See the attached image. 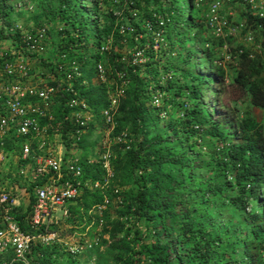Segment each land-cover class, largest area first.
I'll return each instance as SVG.
<instances>
[{
    "label": "trees",
    "instance_id": "obj_1",
    "mask_svg": "<svg viewBox=\"0 0 264 264\" xmlns=\"http://www.w3.org/2000/svg\"><path fill=\"white\" fill-rule=\"evenodd\" d=\"M193 1L185 0L183 17L177 0H136L133 6L147 19L155 13L164 21L163 43L172 48L188 44L189 35L184 31L192 25L191 14L197 16L202 10L195 11ZM56 9L62 29L56 32L58 39L53 54L63 53L65 63L72 60L68 56L87 45L96 47V54L100 55L97 52L99 45L108 39L112 44L116 43L121 36L114 26L124 23L125 18L135 28L130 34L131 42H135L133 52L141 50L148 58L143 76H156V69L152 66L154 53L149 48L152 35L138 24L131 23L128 12H124L116 23L111 13H105L101 17L103 25L97 29L81 14L78 15L74 0H57ZM5 12L4 0H0V22H3ZM197 18L199 22L191 34L194 38L206 36L202 17ZM253 22L255 27H264V19ZM150 25L155 30L154 23ZM138 34L148 37L147 46L144 42H137ZM205 36L203 42L210 47L201 52L203 64L209 67L217 60V47H221L224 41ZM2 39L12 40V36L4 35ZM226 43L234 56L232 64L235 69L227 84H224L220 67L214 69V77H203L184 57L166 63L165 70L168 69L180 81L174 83L170 78L163 85L156 81L154 91L163 94L164 104L173 108L176 117L165 130L157 133L150 131V125H156L159 111H148L144 107L150 95L148 81L140 77L137 66L120 61L117 53L110 49L102 53L110 73L113 76L122 74L126 80L123 98L113 117L112 134L120 136L123 133L125 140L122 145L112 148L116 151L111 162L112 180L119 177L132 184L133 209L126 208V212L133 215L134 228L140 229L139 222H144L139 233L124 229L119 221L109 223L110 229L105 232L113 241L110 248L126 250L128 243L117 238L121 233L132 235L137 241L136 249L121 259L120 264H264L259 254L264 240V119L255 113V110L264 112V64L258 56L249 59L244 53L235 55L236 44L230 49L231 39H226ZM145 46L148 51H144ZM184 53L186 58L193 55L190 47L184 49ZM41 65L55 76L53 64L44 62ZM89 79L90 76L87 81ZM74 89L93 113L103 109L105 102L101 86H92L88 82L86 88L74 86ZM208 91L212 93L211 102L215 99L214 109L203 100ZM65 99L64 94L56 98L57 105L52 113L54 121L57 113L62 117L68 115L69 110L63 106ZM238 102L246 106L241 117L236 116L233 107ZM150 112L156 115L155 119L150 118ZM63 123L60 137L66 138L71 126L67 121ZM6 143V149H11L8 140ZM82 167L83 178L101 180L99 167ZM94 169L98 172L94 173ZM110 184L104 192L108 197L114 196ZM87 191H82L68 212L75 213L78 208L85 212L102 203L99 191L90 194ZM252 198L261 209L260 213L249 210L248 200ZM21 212L18 208L15 218L20 229L28 231L23 223L26 214ZM41 249L38 246L33 251Z\"/></svg>",
    "mask_w": 264,
    "mask_h": 264
},
{
    "label": "built area",
    "instance_id": "obj_2",
    "mask_svg": "<svg viewBox=\"0 0 264 264\" xmlns=\"http://www.w3.org/2000/svg\"><path fill=\"white\" fill-rule=\"evenodd\" d=\"M107 1L121 5L118 11L111 13L115 23L122 19L125 10L131 19L137 17L133 6L136 0ZM201 1L196 0L195 6ZM16 6L19 7L18 4ZM150 17L142 28L151 33L150 50L157 52L164 44V21L155 13H151ZM203 17L208 36L224 41L221 48L227 52L226 60L232 63L234 58L226 43V39H231L238 47L235 55L244 53L249 59L258 56L264 64V27H255L253 22L264 19V0H211ZM152 22L155 30L150 25ZM114 27L118 35H130L134 31L132 26L123 23ZM61 29L62 25L56 28V32ZM7 33L12 40L0 41V264H30L36 247L53 244L77 257L96 245L85 234L96 221L90 215H94L92 210H102L110 200L104 195L112 178L109 147L104 148L103 145L97 159L102 171L100 181L83 178L82 165L69 156L66 146L59 145L60 149H55L48 139L56 97L66 95L63 106L69 113L63 121L71 126V130L66 132V139L77 140L80 136L78 129L89 122L90 110L74 91V86L81 83V73L73 62L65 63L63 53L45 61L53 64L55 76L43 68L40 73L30 70L29 65L40 64L48 27L42 25L24 30L15 23L7 28ZM110 42L108 39L105 44L99 45L97 52L108 51ZM235 44L230 48L236 47ZM142 56L141 50L135 51L127 62L137 66ZM38 73L40 81L34 80ZM94 73L102 78L104 70L100 64L95 65ZM123 76L115 73L111 87L106 91L105 105L100 112L106 135L113 132V117L123 98L126 85ZM45 79L48 82L41 83ZM157 100L158 96L152 98L154 103ZM120 137L124 134L121 133ZM7 140L11 147L9 150L6 149ZM22 186L23 189H20ZM84 189L99 191L102 203L87 212L91 223L85 231L65 242L60 239L56 227L68 219V208L75 204ZM116 193L112 190V194ZM21 195L26 197V203L20 214H26L23 223L28 231H22L15 218ZM97 226H100L98 221Z\"/></svg>",
    "mask_w": 264,
    "mask_h": 264
},
{
    "label": "rangeland",
    "instance_id": "obj_3",
    "mask_svg": "<svg viewBox=\"0 0 264 264\" xmlns=\"http://www.w3.org/2000/svg\"><path fill=\"white\" fill-rule=\"evenodd\" d=\"M210 1L211 0H202L201 3L198 4V6H195V0L193 1L195 11L196 9L202 10L199 11L197 16L194 13L191 14L192 25L190 29L184 31V33H188L189 35L188 44H184L183 47L173 46L172 48H169L166 45L167 43H165L159 51H151L152 53H154V58H152V66L156 69V76H143L145 74L144 64L148 61V58L145 57L144 52H142V61L138 63L137 67L139 69L140 77H144L143 79L148 81L147 87L150 91L148 99L144 102V107L148 111H150L151 109L159 111L157 112L156 125L154 126L153 123H151L150 125V131L152 133H157L158 131L165 130L167 125H170L176 117V114L173 115V108H171L169 104H164L163 94L158 93L156 89L154 91V82L156 81L159 85H163L166 79L169 80L170 78L174 81V83L180 81L177 76L173 77L172 72L168 71V69L165 70V67L168 66V64L166 63H173L180 56L184 57V59H188V61H190V63L192 64L191 66H195V72L203 77H214V69L216 67H220L224 73V84L230 82L231 77L234 74V64H232L229 60H226L227 52L223 51L221 47H217V64L212 63L209 67L208 65H204L203 53L201 52V50L209 49L210 47L209 46L208 48H205L204 46L205 43L203 42V36L205 35H197V38L191 37V34L194 33V28L199 22L197 17H202L201 19H203L205 9L206 7H208ZM17 4L19 5V7L16 6ZM56 4L57 0H4V9L6 11V14L4 16L3 22H0V41L2 40V37L4 35L7 37L9 36L7 33V28L15 23L20 24L24 30H30L35 27H40L42 25L48 27L47 39L44 43V52L41 56L42 58L40 64L36 62L34 64L29 65L30 70H33V72L39 71L41 68H43L41 63L55 58L56 54L54 55L53 53L55 51V45L58 39V36L56 35V28L61 26V17L56 9ZM184 5L185 0H177V7L178 9H180L179 11L182 17L185 14ZM74 6L78 11V15L81 14L83 18H86L87 23L89 22L90 24L95 25L97 29H100V27H102L103 25V21L101 18L102 15H104L105 13H112L118 11L121 7V5L111 3L107 0H74ZM151 7L152 6H150V8ZM151 10L152 9H150V11ZM125 12L127 11L125 10ZM131 20V23L138 24L139 27L144 30L142 28V25L143 23L147 22L148 19L145 16H142V13L137 11V17L132 18ZM124 23V25L130 26L129 22L125 18ZM133 29L135 30L134 27ZM144 34H138L136 38L138 43L144 42V45H146L148 37H146ZM207 35L208 34L206 32V36ZM119 36H121V38H119L116 43L112 44L110 42L111 45L109 49L113 53H117L118 55H120V61H128L130 55L133 53V49L135 48V42H131L132 40L130 39L131 36L129 34ZM234 44L235 43H233L231 46H233ZM189 47L192 49L193 55L186 58L184 49H188ZM144 51H148V48H146ZM68 57H72L73 61L71 60V62H73L76 67H78L81 73V83L78 87L84 89L87 87L88 82L92 86H101V88L103 89V97L105 102L106 91L109 90L111 87L110 85L112 83L111 80L113 75L112 73H110V69L107 67L104 55H97L96 47L92 45H87L82 50H77L75 51L74 55ZM97 63L100 64L104 70L102 78L96 76V74L94 73L93 69ZM40 72L41 71H39V73ZM39 73L35 75L34 80L40 81ZM89 76L90 79L87 81V77ZM47 82L48 80L46 79L41 81V83ZM211 95L212 93L208 91L207 94L203 96V100L207 105L211 106L212 109H214L216 107V103L215 99H213L214 102H211ZM154 96H158V100L156 103L152 101V98ZM56 98L53 104V108L57 105ZM79 98L81 99V97ZM177 101H179V99ZM83 102L85 103L84 100ZM233 107L235 109L236 116L241 117L246 106L245 103L238 102L234 104ZM88 108L90 110L89 122H87L82 129H78V135L80 136L77 140H75L74 138L68 140L66 138L60 137V131L64 126L63 118L66 115H63L62 117L59 113L55 115V121L53 119L51 122L52 129L49 132L48 140L55 147V149H60L59 145L66 146L67 152H70L69 156L73 159H77L81 165L88 166L90 168H96L99 167L97 159L101 154V147L103 145L104 148L107 146L109 147V151L111 154V163L116 153V151L112 150L113 146L118 144L122 145L124 143L125 138L116 135L114 136L112 133L110 135H106V127L100 117V112L102 109L98 112L93 113L91 111V108ZM213 112L215 114H219L218 111L213 110ZM255 113H257V115L264 119V112L260 113L259 110H255ZM178 115L180 116V113H178L177 116ZM150 118L155 119L156 115L151 113ZM192 142L194 141L191 140V143ZM69 143H72L73 146H68ZM199 144L200 143L198 141L197 145ZM191 149L195 150L196 148L191 147ZM10 170L13 172L14 169L10 167ZM97 172L98 170H96L94 173ZM111 173L113 177L112 168ZM110 186L111 192L112 190H116L117 193L114 194V196H109V203L105 205L102 210L99 211L95 208L92 210V207H90L87 211L84 212L83 209L78 208L77 212L75 213L69 212L68 219L66 221H61L56 227L60 239L65 242H69L72 238H75L79 234L83 233L85 229L90 225L91 220L88 217L87 212L92 210L94 215H90L94 220H96V225L94 222V225H91L85 233L87 237L92 238L93 241L96 243V245L93 246L91 250L87 251L86 253L80 256L75 257L71 256L61 246L56 244L41 246L40 248L42 249L39 252L38 250L33 251V258L31 259L30 264H120L119 261L121 259H123L131 251H134L136 249L137 244L135 237L129 234L123 235L122 233L117 238H123L124 241L128 243L126 250L123 251L122 248L120 249L118 247L110 248L113 241L108 237V233L105 232L110 229L109 223L119 221L124 229H130L131 231H135L138 233L141 231V227L144 225L143 220H141L139 222L140 229L134 228V217L131 213L126 212V208L133 209V188L132 184L128 182V179L122 180L118 177L112 180ZM19 188L23 189V186ZM93 191L94 190L90 189L87 191V193L90 194L93 193ZM254 195L255 190L252 191V196L254 197ZM25 198V196L21 195L19 212L24 209V204L26 203ZM248 206L250 211H257L260 213L261 209L256 206L254 198L248 201ZM93 207H96V204L93 205ZM97 221L100 225L99 227L97 226ZM151 240H148V242H151ZM261 251V258L264 260V244L262 245Z\"/></svg>",
    "mask_w": 264,
    "mask_h": 264
},
{
    "label": "clouds",
    "instance_id": "obj_4",
    "mask_svg": "<svg viewBox=\"0 0 264 264\" xmlns=\"http://www.w3.org/2000/svg\"><path fill=\"white\" fill-rule=\"evenodd\" d=\"M203 19H204V17H203ZM203 19H202V21H203ZM207 32V31H206ZM208 34V33H207ZM165 44V43H164ZM206 45V46H205ZM205 48H208V43H205ZM149 48H150V46H149ZM216 62V60L215 61H213V63H215ZM247 189V188H246ZM249 200H251V199H249ZM248 200V201H249ZM248 212V209L247 210H245V213H247ZM263 242H264V240H263ZM262 245H263V243H262ZM262 245H261V248H262ZM261 248H260V250H259V254H260V256H261Z\"/></svg>",
    "mask_w": 264,
    "mask_h": 264
}]
</instances>
